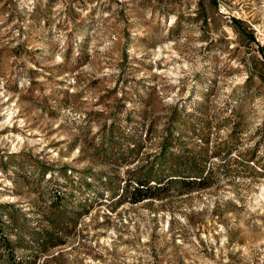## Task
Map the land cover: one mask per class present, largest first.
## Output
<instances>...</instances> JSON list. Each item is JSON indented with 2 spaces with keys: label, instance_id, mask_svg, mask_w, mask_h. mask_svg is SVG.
<instances>
[{
  "label": "rangeland",
  "instance_id": "1",
  "mask_svg": "<svg viewBox=\"0 0 264 264\" xmlns=\"http://www.w3.org/2000/svg\"><path fill=\"white\" fill-rule=\"evenodd\" d=\"M247 30L264 47V0H0V233L20 264H264V65ZM169 131L207 184L135 202L125 179Z\"/></svg>",
  "mask_w": 264,
  "mask_h": 264
},
{
  "label": "trees",
  "instance_id": "2",
  "mask_svg": "<svg viewBox=\"0 0 264 264\" xmlns=\"http://www.w3.org/2000/svg\"><path fill=\"white\" fill-rule=\"evenodd\" d=\"M216 4L217 0H211ZM203 21L207 22V16L203 17ZM233 24L235 27L240 28L245 24V22L237 17L233 18ZM245 36L249 41H256L258 45V50L261 52V58L255 57V61L264 65V47L261 45L257 38L254 36L253 31L247 30L243 31ZM108 138H103L101 144L95 147V152H99L103 149L105 157L109 158L108 156ZM112 144V143H111ZM176 145V138L172 136L171 131H169L163 137L160 143V156L155 157V159L151 162V167L149 172L144 173L142 170L144 168L143 165L130 170L132 172L131 178L125 179V185L123 189L127 188L129 190L130 198L137 202L144 200L146 198L156 197L160 194H155L153 189L159 188L163 189L171 182H174L177 186L185 188L187 192H192L196 188L202 186L205 187L207 184V180L211 175V168H207V160L201 161L196 157H188V156H177L174 157V154L171 153L172 147ZM107 149V150H106ZM250 152V151H249ZM258 159L256 153L251 151L248 160L253 161L254 163ZM264 169V167H262ZM92 173L91 177L96 178L99 176V181L102 182L103 185L108 187L111 191H118L119 186H114V180L110 176H104V178L100 175L93 173V170L90 171ZM84 180L87 177L83 178ZM150 191V192H149ZM61 203V198L59 197L58 200L52 201V206L59 207ZM9 207V205H3ZM5 211V210H4ZM7 211V210H6ZM9 211V210H8ZM11 213V212H10ZM15 221V218H12ZM1 225H5V220L3 217H0ZM4 227V226H3ZM4 230L0 233V257L2 256L1 251H5L6 257V264H18L21 263L20 260H16V249H15V242H11L8 238V235H3ZM52 234L48 237L50 238ZM48 238H43V242H47Z\"/></svg>",
  "mask_w": 264,
  "mask_h": 264
}]
</instances>
